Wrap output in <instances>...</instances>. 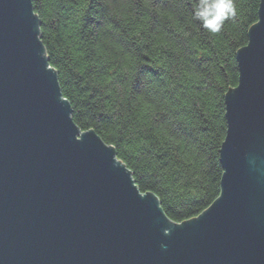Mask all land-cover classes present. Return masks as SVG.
Here are the masks:
<instances>
[{"label":"water","instance_id":"water-1","mask_svg":"<svg viewBox=\"0 0 264 264\" xmlns=\"http://www.w3.org/2000/svg\"><path fill=\"white\" fill-rule=\"evenodd\" d=\"M40 26L33 0H0V264H264V0L226 95L221 196L180 224L74 124Z\"/></svg>","mask_w":264,"mask_h":264},{"label":"trees","instance_id":"trees-1","mask_svg":"<svg viewBox=\"0 0 264 264\" xmlns=\"http://www.w3.org/2000/svg\"><path fill=\"white\" fill-rule=\"evenodd\" d=\"M200 0H33L41 40L73 120L93 130L183 223L221 196L226 95L239 86L238 51L261 0H233L212 33Z\"/></svg>","mask_w":264,"mask_h":264},{"label":"clouds","instance_id":"clouds-1","mask_svg":"<svg viewBox=\"0 0 264 264\" xmlns=\"http://www.w3.org/2000/svg\"><path fill=\"white\" fill-rule=\"evenodd\" d=\"M235 15L233 0H200L195 11V18L212 33L221 31L224 22Z\"/></svg>","mask_w":264,"mask_h":264},{"label":"bare ground","instance_id":"bare-ground-1","mask_svg":"<svg viewBox=\"0 0 264 264\" xmlns=\"http://www.w3.org/2000/svg\"><path fill=\"white\" fill-rule=\"evenodd\" d=\"M48 63H49V58H48ZM49 67L50 68H52V69H54L50 64H49ZM55 70V69H54ZM56 71V70H55ZM57 72V71H56ZM57 75H58V73H57ZM61 88V87H60ZM62 99L63 100H67L64 96H62ZM68 101V100H67ZM69 103V102H68ZM69 105L71 106V104L69 103ZM72 108V107H71ZM71 119L73 120V111H72V114H71ZM73 122H74V120H73ZM74 124H75V122H74ZM76 125V124H75ZM78 127V126H77ZM79 128V127H78ZM80 129V128H79ZM80 131L81 132H83V133H88L89 131H83V130H81L80 129ZM77 138L79 139V140H81V133H79L78 134V136H77ZM101 141L102 142H104L102 139H101ZM105 143V142H104ZM106 144V143H105ZM107 145V144H106ZM108 147H111V148H113L115 151H116V149H115V147H113V146H111V145H107ZM116 154H117V152H116ZM117 160H120L118 157H117ZM121 162H123L122 160H120ZM124 163V162H123ZM125 164V163H124ZM127 167V166H126Z\"/></svg>","mask_w":264,"mask_h":264},{"label":"rangeland","instance_id":"rangeland-1","mask_svg":"<svg viewBox=\"0 0 264 264\" xmlns=\"http://www.w3.org/2000/svg\"><path fill=\"white\" fill-rule=\"evenodd\" d=\"M40 31H41V28H40ZM41 37V36H40ZM47 54V53H46ZM48 57V56H47Z\"/></svg>","mask_w":264,"mask_h":264}]
</instances>
